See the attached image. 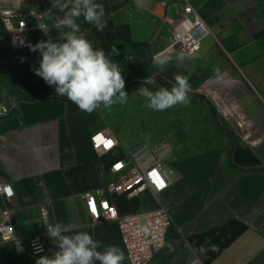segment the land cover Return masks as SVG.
<instances>
[{"label": "crops", "instance_id": "1", "mask_svg": "<svg viewBox=\"0 0 264 264\" xmlns=\"http://www.w3.org/2000/svg\"><path fill=\"white\" fill-rule=\"evenodd\" d=\"M105 8L103 32L77 20L93 47L111 53L125 79V89L142 86L157 75L153 56L171 43L167 20H178L181 0H96ZM206 24L215 45L202 49L181 66L177 52L167 76L189 78L191 92L201 98L219 133L220 145L167 161L170 184L155 196L138 198L105 193L120 215L169 210L172 226L165 247L150 264H264V0H188ZM27 24L28 46L58 41L51 0H9ZM41 15L48 35L38 29ZM21 53L12 50L0 23V69ZM101 109L81 111L67 97L37 104L18 103L0 117V185L13 198L0 194V213L8 210L23 251L15 243L0 250V264H35L58 246L43 238L44 252L32 255L28 239L34 234L44 206L51 224L71 225L74 234L86 231L95 240L118 246L129 264L115 223L93 222L83 194L106 190L115 180L109 171L113 153L98 156L90 135L110 129ZM119 140L116 132L110 129ZM99 264V262H95Z\"/></svg>", "mask_w": 264, "mask_h": 264}, {"label": "clouds", "instance_id": "2", "mask_svg": "<svg viewBox=\"0 0 264 264\" xmlns=\"http://www.w3.org/2000/svg\"><path fill=\"white\" fill-rule=\"evenodd\" d=\"M51 4L63 14L55 16V27L66 30L60 32L56 42L49 38L29 45L32 52L41 55L35 74L46 84L54 86L56 95L67 97L85 113L90 114L101 106L107 109L117 103L126 104L129 95L124 90L125 79L120 66L110 59L111 53L94 48L77 23L83 17L86 23L103 32L107 26L104 5L96 0H51ZM135 6L143 7V0H135ZM41 30L48 35L47 30ZM172 60L173 57L164 52L154 57L157 67L166 66ZM175 60L181 66L185 60L184 53L177 54ZM174 80L175 85L170 89L159 87L153 91L147 85L155 86L156 80L146 77L137 90L145 100L143 107L165 111L178 104L187 105L191 92L189 78L177 74ZM44 224L47 226L46 235L58 246V251L39 256L35 264H95L97 261L99 264H123L125 255L118 246L106 245L101 249V242L86 231L66 234L73 233L71 225L59 222ZM14 243L18 251H23L15 237ZM37 251H42V248Z\"/></svg>", "mask_w": 264, "mask_h": 264}, {"label": "built area", "instance_id": "3", "mask_svg": "<svg viewBox=\"0 0 264 264\" xmlns=\"http://www.w3.org/2000/svg\"><path fill=\"white\" fill-rule=\"evenodd\" d=\"M8 2L9 0H0V23L8 34L12 50L23 53L29 42L27 24L21 13ZM181 6L179 19L167 20L171 43L164 52H182L185 58H190L200 51L201 43L208 37L209 30L188 0H181ZM34 16L38 21V29H45L41 15ZM32 54L38 61L41 59L39 52ZM12 109L13 106L0 105V117L8 115ZM90 147L98 156L108 155L119 148V140L106 128L90 135ZM166 160L167 146L164 143L153 147L134 146L124 151L111 164L109 171L115 176V180L106 190L83 194L86 212L93 222H111L117 225L129 264H150L154 255L165 247L167 232L172 226L171 214L165 207H160L154 212L120 215L106 199L105 193L124 195L131 199L146 192L155 196L163 193L170 184L171 174L163 168ZM0 194L8 200L13 198L9 186L0 185ZM38 214L36 230L28 239V249L32 255L43 254V238L47 236V226L44 223H49L48 211L44 206L38 208ZM14 237L17 239L10 213L4 210L0 213V250L13 244ZM38 248H42V251H37ZM191 264L200 263L194 261Z\"/></svg>", "mask_w": 264, "mask_h": 264}, {"label": "rangeland", "instance_id": "4", "mask_svg": "<svg viewBox=\"0 0 264 264\" xmlns=\"http://www.w3.org/2000/svg\"><path fill=\"white\" fill-rule=\"evenodd\" d=\"M215 44L214 37L208 35L201 43L202 53ZM26 54L32 55L39 62L32 53H21ZM156 71L155 86L147 85L151 90L155 91L159 87L170 89L175 85V80L167 76V65H156ZM140 87L135 85L125 90L129 95L126 104L117 103L107 109L100 107L102 123L119 136V148L114 153L115 158L137 145L153 147L164 143L167 146V160L163 163V168L167 171L168 160L190 156L220 145L219 133L209 109L196 101L194 94L189 93L190 102L187 105L178 104L165 111H153L143 107L145 100L137 93ZM9 89L6 78L0 75L2 106L11 107L13 101L17 104V98L9 96ZM27 92L31 95L34 91L28 89Z\"/></svg>", "mask_w": 264, "mask_h": 264}, {"label": "trees", "instance_id": "5", "mask_svg": "<svg viewBox=\"0 0 264 264\" xmlns=\"http://www.w3.org/2000/svg\"><path fill=\"white\" fill-rule=\"evenodd\" d=\"M39 68L32 55H19L11 63L0 69V75L6 78L9 86V96L17 98L18 103L37 104L48 99L62 97L56 95L54 86L45 83L43 78L37 76L34 69ZM34 91L28 94L27 90ZM201 104V98L194 97Z\"/></svg>", "mask_w": 264, "mask_h": 264}, {"label": "snow or ice", "instance_id": "6", "mask_svg": "<svg viewBox=\"0 0 264 264\" xmlns=\"http://www.w3.org/2000/svg\"><path fill=\"white\" fill-rule=\"evenodd\" d=\"M111 142H109V145H110Z\"/></svg>", "mask_w": 264, "mask_h": 264}]
</instances>
